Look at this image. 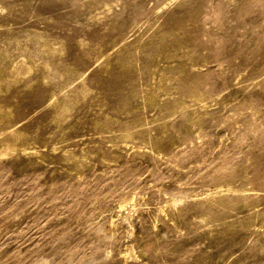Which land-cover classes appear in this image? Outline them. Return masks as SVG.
<instances>
[{
    "label": "rangeland",
    "instance_id": "1",
    "mask_svg": "<svg viewBox=\"0 0 264 264\" xmlns=\"http://www.w3.org/2000/svg\"><path fill=\"white\" fill-rule=\"evenodd\" d=\"M0 264H264V0H0Z\"/></svg>",
    "mask_w": 264,
    "mask_h": 264
}]
</instances>
